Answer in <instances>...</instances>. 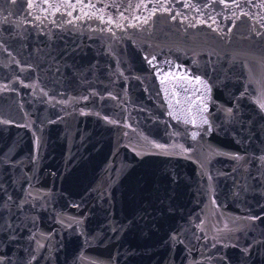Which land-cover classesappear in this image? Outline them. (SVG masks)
<instances>
[{
	"label": "water",
	"instance_id": "1",
	"mask_svg": "<svg viewBox=\"0 0 264 264\" xmlns=\"http://www.w3.org/2000/svg\"><path fill=\"white\" fill-rule=\"evenodd\" d=\"M0 264H264V0H0Z\"/></svg>",
	"mask_w": 264,
	"mask_h": 264
}]
</instances>
